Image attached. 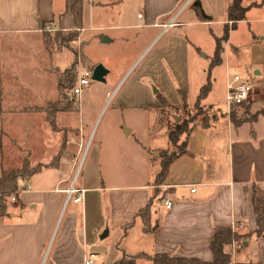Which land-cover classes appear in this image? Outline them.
Segmentation results:
<instances>
[{
	"label": "crops",
	"instance_id": "crops-1",
	"mask_svg": "<svg viewBox=\"0 0 264 264\" xmlns=\"http://www.w3.org/2000/svg\"><path fill=\"white\" fill-rule=\"evenodd\" d=\"M120 1L98 0L96 6ZM133 1L135 8L121 7L112 13L115 19L110 25L98 26L111 31L102 33L101 43L118 40L121 44V69L111 78L112 68L102 61L109 70L106 81H99L102 86L96 95L85 92L88 86L79 99L81 107L99 96L97 106L87 112L80 107L57 111L54 127L47 113L37 108L59 98L57 72L67 69L78 55L68 47L50 53L45 34L78 28L67 14L74 18L73 0L62 8L58 0H0V173L19 167L25 156L42 165L28 179L18 180V186L29 183L30 190L17 194L15 201L8 198V213L0 217V264H84L89 251L96 253L94 264H114L124 256H136L137 264H153L146 256L156 253L212 261L215 228L226 227L247 233L225 248L234 264H264V236L254 234L255 208H264V115L238 124L215 120L208 127L195 126L188 137V152L170 164L160 186L154 181L161 171L159 151L170 145V125L164 120L165 147L150 142L146 146L138 121L130 122L126 116L144 117L146 111L161 114L159 94L172 105L183 102L178 89L188 93L190 60L202 63L201 50L193 52L191 27L225 25L232 0L222 2L220 18L204 7L212 16L205 21L190 7L192 0L187 5L189 0ZM255 2L236 27L251 21L248 44L257 68L240 69L246 56L230 41L233 28L221 61L226 62L228 73L253 78L264 88V2ZM172 21L173 25L165 26ZM68 50L73 57L62 66ZM84 56L87 62L77 63L78 74L101 63L90 59L85 50ZM113 95L104 116L109 109L112 115L93 135ZM85 151L84 167L74 181L76 163ZM155 157L160 159L158 166ZM72 183L85 190L82 202L72 204L68 198ZM157 188L164 193L157 195ZM149 203L145 221L140 211Z\"/></svg>",
	"mask_w": 264,
	"mask_h": 264
},
{
	"label": "rangeland",
	"instance_id": "rangeland-1",
	"mask_svg": "<svg viewBox=\"0 0 264 264\" xmlns=\"http://www.w3.org/2000/svg\"><path fill=\"white\" fill-rule=\"evenodd\" d=\"M70 0H68L69 2ZM108 1V0H106ZM137 2H140V0H136ZM196 0H192V3ZM202 4L203 10L204 7H206L209 10H213V14L215 17L220 18L221 17V7H222V2L224 3L225 0H200ZM254 1V2H253ZM256 0H243V5L248 6L250 3H254L255 5ZM259 1L258 3L262 4L264 0H257ZM67 0H58L59 7L62 8L64 5L66 6ZM98 0H83V10H82V25L84 26L83 29V34L84 37H81V31H79V37L75 41L71 42V50L73 49L74 51H77V63L80 62H87L84 56V50L85 54L92 60H100L101 63L106 62L107 64L110 65L112 68V73H111V78H114V75H116L119 70L121 69V62L119 60V51L123 50L121 44L119 43L118 40H114L113 42L109 44H103L100 42V40H103V34L106 33V35H109L107 33H111L110 30H105L102 27L98 26H107L112 23V21L115 19L112 16V13L118 11L121 7H128L132 6V8H135V2L133 0H122L120 2L113 3L111 6H96ZM122 2V3H121ZM190 0L186 3L189 4ZM191 3L190 7H193V10H195V6H193ZM140 4V3H139ZM257 5V4H256ZM263 5V4H262ZM261 6V5H260ZM251 7H259V6H251ZM250 7V8H251ZM189 11V10H188ZM196 13V12H195ZM69 19L71 20V24H75L76 21L72 17V15L68 12ZM219 14V15H218ZM135 21H138V19H135ZM251 21L249 22H239L238 26L233 28V33L231 32V37L230 41H232L233 45H237L241 47V51L244 53L246 58L244 57L243 60L245 61L244 65L240 66L241 70H244L248 65L251 66V68H257L253 64L252 57L254 55V51L252 50V45L248 44L249 38L252 36V25ZM224 24H216L215 22L211 25H194L191 27L192 31V36L194 37L196 45H193V52L198 54V50H201V62L197 64L194 59H191V85L189 87L188 93H187V99L188 103H180L177 105H172L168 101V104L171 106H176L177 109L175 108H170L167 109L168 112L163 111L161 114L157 113L155 111H146L145 116L143 117L142 114L138 113H127L128 120H134L138 121V124L141 126V139L143 140V143L146 146H149V142L152 146H159V147H165L167 144V140L164 138L163 135V130L165 127L164 120H166V124L170 125H175L176 122H182V123H188V127H191L195 122H200V123H208V121L211 119L212 116H218V120H230L232 122V119L230 117L231 112L236 113L237 120L238 118L241 119H246V120H251L252 117L256 113H261L264 112V88H261L260 85H258L257 93L254 94L252 101L249 103H245L248 105V108H244L243 106H232L229 108L225 102H226V96H227V79H228V71L226 70V62H221V64L211 66L212 63V57L214 58V51L216 48V36H221L222 33L224 32L223 30ZM102 28V29H98ZM82 29V28H81ZM57 31V30H56ZM63 31V30H62ZM223 31V32H222ZM52 33H55L52 32ZM56 38V37H53ZM54 40V39H53ZM52 40V41H53ZM228 40L222 41V45L224 46V50L227 52L226 49V43ZM85 44V47H84ZM84 47V50H83ZM53 48L56 49V45H53ZM68 50L67 54H63L62 57H67L64 58V63L62 62V66H66L68 61L73 57V51ZM224 56L225 52H222ZM79 54L81 56H79ZM83 54V55H82ZM246 60L249 61L246 63ZM103 61V62H102ZM89 65V64H88ZM202 65V66H201ZM88 67L91 68V65ZM234 67V65H233ZM237 67V66H236ZM210 72V77H211V83L212 86L209 90V94L206 98V101H209L210 103L216 104L210 106L208 103H206L204 100L201 102V106H196L195 101H192L193 98L197 96L199 93V88L205 84L208 81V73ZM253 73V72H252ZM251 74L254 75V74ZM243 76V75H242ZM245 78V76H243ZM256 77V75H254ZM247 78V77H246ZM202 79V81L200 80ZM201 81V82H200ZM256 82H260L257 81ZM199 83V84H198ZM196 84L198 86H196ZM99 86H102V83L97 82L95 80H92L91 84L88 87V90L85 92L90 94L91 96L96 95L98 92L96 90L99 89ZM110 87V85H107ZM126 87V86H124ZM197 87V88H196ZM180 89V88H179ZM178 89V91H179ZM180 93V91H179ZM182 94V93H181ZM159 96V95H158ZM99 96H95L94 99H88L85 103L84 106L79 105L81 101L77 99V107H80L81 110L84 112H87L89 109L91 111V108L94 106H97L98 101H96V98ZM114 97H111L110 101L104 106L103 112L100 114V117L98 118L95 129L93 132V135L97 128L105 123L106 120L109 119V117L112 115V110L109 109L104 116L106 112L107 106L111 102H114ZM262 99L260 102L258 100ZM192 101V102H191ZM160 102V101H159ZM223 106H219V104H222ZM160 105V104H159ZM247 111V112H246ZM201 112L205 113L208 115L207 121H203V116L199 115ZM165 115H164V114ZM86 114V113H85ZM103 118V119H102ZM166 118V119H165ZM239 123V122H238ZM235 122V124H238ZM127 127L125 126V129ZM99 134V133H98ZM92 135V137H93ZM97 137V136H96ZM161 145V146H160ZM181 147V145H180ZM179 148V147H178ZM176 147H172L170 150H176L178 149ZM87 151V150H86ZM83 153L81 155V159H78L77 161V166L75 167V172H73V180L76 181L77 178L80 177L81 170L84 167V162L86 158L87 152ZM149 152H152L150 150ZM150 154V153H149ZM157 154L156 151L152 152V155ZM159 158L155 157V166L159 165ZM126 169V168H124ZM143 170V169H142ZM144 172V170H143ZM79 185V184H77ZM162 191V188H160ZM73 200H71V203ZM73 204V203H72ZM143 264H151L150 262L143 261Z\"/></svg>",
	"mask_w": 264,
	"mask_h": 264
},
{
	"label": "trees",
	"instance_id": "trees-1",
	"mask_svg": "<svg viewBox=\"0 0 264 264\" xmlns=\"http://www.w3.org/2000/svg\"><path fill=\"white\" fill-rule=\"evenodd\" d=\"M83 0H73L71 6V12L76 19L77 27L74 29H69L67 31L57 30L55 33L47 32L45 35V46L47 51L52 53L53 45H56L57 49L62 48H70L71 49V42L75 41L79 37V31L82 27V10H83ZM257 3H255L256 5ZM195 6L196 15L202 20H212V16L208 15L205 10L202 8V4L200 0H196L192 3ZM249 9V6L243 5V0H232L228 7V17L229 22L226 23L223 27L224 33L220 37H216V51L215 56L212 59L211 66H215L221 64L222 60V52L224 51V46L222 45V41L228 40L229 35L232 28H235L238 21L243 20L246 18V12ZM56 37V38H53ZM54 39V40H53ZM53 40V41H52ZM73 50V49H72ZM77 54V51H75ZM208 81L204 84L197 96L195 101V105L201 106V102L207 98L209 94V90L212 86L210 71L208 73ZM77 75H78V65H77V57L75 61L68 66L67 69L61 72H57V81H58V90H59V98L55 99L54 101H48L43 106L37 108L38 110H44L47 113V120L50 122L51 126L55 127V115L57 111L65 110H74L77 109L76 102H74L70 96L71 89L77 83ZM180 93L183 96V103H188L187 93L179 89ZM159 101L160 105L158 108L161 110L168 112L167 109L175 108L176 106H171L168 104L167 100L164 98L162 94H159ZM247 104V103H246ZM246 104H238L233 106H243L245 109L248 108ZM247 112V111H246ZM263 114L256 113L251 120H254L255 117L258 115ZM203 116V121H207L208 115L201 112ZM230 117L232 122H244L247 121L246 119H241L236 117L235 112H231ZM218 116H212L208 123H200L195 122L191 127H188V123L176 122L175 125L170 124L169 126V137L170 145L166 148H163L159 151L161 161H160V172L157 174L155 179L156 185H162L164 182L165 177L168 174L169 166L172 162H174L178 157L186 152H188V140L189 135L193 131L194 127L197 125L208 127L210 126L213 121L218 120ZM181 145V147H180ZM172 147H176V150H170ZM41 164H34L27 156H25L24 161L19 167L10 168L7 170H3L0 173V217L4 216L8 213V198L17 192L18 188V180L19 178H29L34 173L41 169ZM164 193L163 190L161 191L160 188L156 189V194ZM148 204L146 208H143L140 211V216L143 217L145 221H148V215L150 212V205ZM255 213L257 215V226L254 234L256 237L264 236V208L257 207L255 208ZM150 231V230H149ZM247 233L240 232L237 229L232 227L226 228H215L213 237L211 239V250L213 253L212 261H205L200 259L199 257H174L170 254H162L156 253L150 256H146L153 264H234V261L231 257V254L225 251V248L228 244L233 242L241 241L245 238ZM136 257V256H135ZM135 257H121L120 260L116 261L114 264H137L135 263Z\"/></svg>",
	"mask_w": 264,
	"mask_h": 264
},
{
	"label": "built area",
	"instance_id": "built-area-1",
	"mask_svg": "<svg viewBox=\"0 0 264 264\" xmlns=\"http://www.w3.org/2000/svg\"><path fill=\"white\" fill-rule=\"evenodd\" d=\"M169 24H174V21L170 23H166L167 27ZM45 30L51 31L50 27H44ZM93 68H83L82 71L77 76V83L71 90V96H73L74 100L80 99L82 93L86 87H88L92 82ZM227 96L225 104L231 108L233 105L245 104L252 101L254 94L257 93L255 88H258V84L254 81V79L244 78L240 74H227ZM260 87H262L260 85ZM31 185L29 183H24L22 186H18L17 192L11 195L12 201H15L17 198V194L21 192H25L26 190H30ZM195 189V188H194ZM193 189V191H194ZM68 198L73 200L74 202H82L84 198V189L77 188L74 183L70 186V189L67 190ZM167 207L172 206V202L170 200L165 201ZM96 253L93 251H89L84 259V264H94V258Z\"/></svg>",
	"mask_w": 264,
	"mask_h": 264
},
{
	"label": "water",
	"instance_id": "water-1",
	"mask_svg": "<svg viewBox=\"0 0 264 264\" xmlns=\"http://www.w3.org/2000/svg\"><path fill=\"white\" fill-rule=\"evenodd\" d=\"M108 72H109L108 68L104 64L99 63L93 69L92 79L98 82L99 81L105 82L106 81L105 76L108 74Z\"/></svg>",
	"mask_w": 264,
	"mask_h": 264
}]
</instances>
